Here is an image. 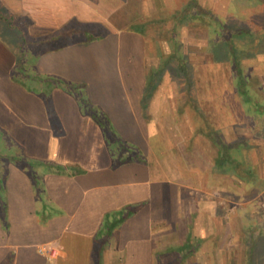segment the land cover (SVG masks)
I'll return each mask as SVG.
<instances>
[{"label":"crops","instance_id":"crops-1","mask_svg":"<svg viewBox=\"0 0 264 264\" xmlns=\"http://www.w3.org/2000/svg\"><path fill=\"white\" fill-rule=\"evenodd\" d=\"M170 1L0 0L19 37L0 29V264H229V193L248 223L264 170L191 131L169 78L149 87L132 23Z\"/></svg>","mask_w":264,"mask_h":264},{"label":"rangeland","instance_id":"rangeland-1","mask_svg":"<svg viewBox=\"0 0 264 264\" xmlns=\"http://www.w3.org/2000/svg\"><path fill=\"white\" fill-rule=\"evenodd\" d=\"M189 1L190 0L170 1L164 13L158 10L153 16H146L145 14L138 21L134 23L131 22L133 25L135 24L138 27H142L146 33L148 46L146 60L148 63L147 77H150L151 82L149 87L152 86V83L156 82L155 80L160 81L163 80V78H169L168 80L171 83L170 87L172 90L174 89L176 93H178L177 89L181 90L179 99L182 105H184V107L181 108L185 113V122L191 131L194 129L196 131L201 130L208 138L209 136L214 137L218 135L224 143H228L227 145H229V142L235 137L237 141L243 142V144L239 146L237 150H231V155L228 154L229 152L227 154L229 155L228 157L236 159L237 162L241 164L240 171H242L245 165L250 167L249 170L251 168L259 171L264 170V163L259 161V158H264V117L261 115L262 112H256L260 117L256 116V118H254L258 129L253 131L252 128H250L253 122L252 116L250 115V99L246 96L239 95L235 91L234 85L232 84L233 80L229 75V65L227 66L224 63L227 59H224V62H217L213 52L208 50L210 31L207 25L201 23L194 24L197 19L189 20L188 23L176 22L177 20L175 17L187 11H192L194 16L196 14L199 16L197 12L200 11L196 9V7L194 9V6L186 8ZM252 1L253 0H220L216 11H211L202 5L201 8L209 10L213 15L217 14L220 17H227V19L229 17V12L234 13L230 11V9L237 12L240 10L243 16L247 17L246 22L248 24L251 23V20L255 22L252 21L250 24L253 32L256 31L255 33L258 32L260 35L264 36V0H260V4L257 8L251 5ZM0 11H3L1 5ZM139 11L140 7L137 3L132 4L128 10L129 14L132 16L138 14ZM205 20L207 21L208 19ZM175 23L178 24V27L173 29ZM7 25L6 19L5 21H0V29L5 31ZM215 25L216 23L214 21L211 22V28ZM212 32H214V30H212ZM253 32L249 33L254 34ZM5 33L6 35H3V37L7 39V42L10 43L12 47L18 50L19 37L16 32L14 30H9L8 33L6 31ZM174 33L177 34V40L181 41L183 51L187 52L190 50V65L195 69L193 80L181 75H177L174 78L175 80L171 79L167 74L168 71H165L166 74L162 71L157 74L156 70L160 69L163 61L173 53L178 54L176 58L169 59V61H171V66L177 68L178 65H182L179 57L180 54L176 50L174 44H172L176 41ZM63 38V41H66V37ZM247 38L250 39L251 35ZM216 43L217 42L213 43L212 46H216ZM29 48L31 49L30 54H32L31 56L33 57L36 50L30 46ZM216 48H218V46ZM239 59L240 63L243 65L241 71L242 79H245L246 76L251 73L256 76L255 80L257 87L255 91L257 98H259V101L264 105V55L248 58L240 56ZM127 70L129 71V69ZM187 84L190 85V89L187 88ZM195 86H197V89ZM192 88H194L193 91L189 93ZM190 94L193 99L196 98L195 101H198V103L194 102L195 104L192 106L187 102ZM199 110L200 112H198ZM200 113H202V115ZM225 120H229V132L218 131L215 133V129L219 127L222 121H224L222 123L224 124ZM258 121H261L260 124H257ZM247 160H250V165ZM229 166L239 173L236 166L230 161ZM241 175L245 176L243 172ZM229 194V207H234L233 210H229V221L233 220L235 217H237L238 220L237 225L234 224L233 227L229 228V264H264V207L258 206L257 200L246 205L249 212L248 224L245 218L241 217L242 211L235 208L243 207V199H241L239 195ZM247 246H249L248 249ZM247 252L249 253V262H247ZM235 256L238 257V262L235 260ZM243 258L244 260H242Z\"/></svg>","mask_w":264,"mask_h":264},{"label":"trees","instance_id":"trees-1","mask_svg":"<svg viewBox=\"0 0 264 264\" xmlns=\"http://www.w3.org/2000/svg\"><path fill=\"white\" fill-rule=\"evenodd\" d=\"M259 4H260V0H253L251 2V5H253L256 8L258 7ZM189 6L191 7L194 6L193 9L196 7V9L200 11V12H197L199 16L197 14L194 16L192 14V11L190 12L187 11L183 13L182 15L180 14L177 17H175V19L177 20L176 22L179 21L178 23L180 22L188 23L189 20L197 19V21H195L194 24L201 23V24L207 25L210 31L208 50L213 52L215 56L214 58L217 62H224L223 60L227 59V61L224 63L227 66L229 65V72H230L229 75L231 76L233 80L232 84L234 85L235 91L239 95L246 96L250 99L249 101L251 105L250 115L252 116V121H253L251 123L250 128H252L253 131L257 130L258 126L255 124L256 120L254 118L258 116L256 112L259 113V111L260 113L262 112L261 115L264 117V105L261 103V101H259V98H257V94L255 91L257 87L256 80H255L256 76L253 73H251V74H248L245 79H242L241 71H242L243 65L240 63L239 58L240 56L248 58L252 56L264 55V38H263L264 36L260 35L258 32L255 33L256 31L253 32L251 25H250L253 20H251V23L248 24L246 22L247 17L243 16L240 10L237 12V11L230 9V11H233L234 13L229 12V17L227 19V17H222V16L220 17L217 14L213 15V13H211L209 10L201 8V5L197 2V0H190L189 4L186 5V8ZM205 19H208V20L206 21ZM213 21L216 23V25L213 28H211V22ZM177 27H178V24L175 23L173 29H176ZM212 30H214V32H212ZM249 32H253L254 34H250ZM249 35H251L250 39L247 38ZM176 37H177V34L174 35V38L176 39V41L173 42L172 44H174L176 50L180 54L179 57L181 59L182 65H178L177 68L176 67L173 68L171 66V61H169V59L176 58L178 54V53H173L163 61L160 69L156 70L157 74H159L160 71L166 74L165 71H168L167 74L169 75L171 79H174L177 75H181L190 80H193V77L195 75V71H194L195 69L193 66L190 65L191 64L190 55H189L190 50H188L187 52H184L181 41H178ZM215 42H217L216 46L213 47L212 45ZM217 46L218 48H216ZM146 68H148V63L146 64ZM148 79H150V77ZM155 81L156 82L152 83V86L157 85V80ZM150 84L151 82L149 81L148 85ZM187 88L190 89L189 84H187ZM195 88L197 89V86H195ZM193 89L194 88H192L189 91V93L192 92ZM177 92L179 96H181V90L177 89ZM195 99H193V97H191V94H190L187 102H189V104L192 106L195 104L194 102L198 103V101L197 100L195 101ZM181 107H184V105L181 104ZM198 112H200V110ZM200 114L202 115V113ZM223 122L224 121H222V123ZM260 122L261 121H258L257 124L258 123L260 124ZM222 123L220 125H223ZM218 131L222 132L223 130L217 127L214 132L217 133ZM212 141L215 145L218 146V152L220 155L226 154L228 152H229V155H231L230 154L231 150H237L239 146H242L243 144V142L241 143L240 141H237L235 137H233V140L229 142V145L226 147L224 141H222V139L219 138L218 135H215ZM229 161L236 166V169L239 171L240 174L243 172V174H248V176H250L249 174L253 172V169L251 168L249 170L250 167L247 165L243 166L242 171H240L241 164L232 157H229Z\"/></svg>","mask_w":264,"mask_h":264}]
</instances>
